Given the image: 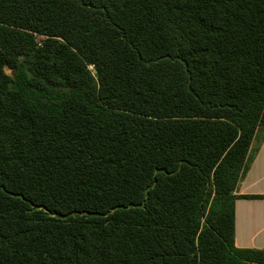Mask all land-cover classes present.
<instances>
[{"label": "trees", "instance_id": "16d2710c", "mask_svg": "<svg viewBox=\"0 0 264 264\" xmlns=\"http://www.w3.org/2000/svg\"><path fill=\"white\" fill-rule=\"evenodd\" d=\"M259 130L264 0H0V264H264Z\"/></svg>", "mask_w": 264, "mask_h": 264}, {"label": "crops", "instance_id": "0c3cea01", "mask_svg": "<svg viewBox=\"0 0 264 264\" xmlns=\"http://www.w3.org/2000/svg\"><path fill=\"white\" fill-rule=\"evenodd\" d=\"M235 245L239 249L264 250V132L256 133L248 166L236 190Z\"/></svg>", "mask_w": 264, "mask_h": 264}, {"label": "rangeland", "instance_id": "374dc122", "mask_svg": "<svg viewBox=\"0 0 264 264\" xmlns=\"http://www.w3.org/2000/svg\"><path fill=\"white\" fill-rule=\"evenodd\" d=\"M7 73L10 74L11 71H10V70H7ZM263 132H264V130H259V131L257 132V134L261 136Z\"/></svg>", "mask_w": 264, "mask_h": 264}]
</instances>
